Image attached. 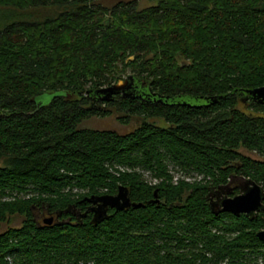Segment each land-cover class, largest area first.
Returning a JSON list of instances; mask_svg holds the SVG:
<instances>
[{"label":"trees","instance_id":"trees-1","mask_svg":"<svg viewBox=\"0 0 264 264\" xmlns=\"http://www.w3.org/2000/svg\"><path fill=\"white\" fill-rule=\"evenodd\" d=\"M107 1L0 0V264H264V215L210 201L235 178L264 195V104L243 93L264 85V0ZM129 77L150 95L95 94ZM111 116L138 124L80 128ZM119 186L142 207L68 221ZM41 205L62 220L37 227Z\"/></svg>","mask_w":264,"mask_h":264},{"label":"water","instance_id":"water-1","mask_svg":"<svg viewBox=\"0 0 264 264\" xmlns=\"http://www.w3.org/2000/svg\"><path fill=\"white\" fill-rule=\"evenodd\" d=\"M136 91V85H134L133 79L129 77L124 80L122 84H115L106 88L99 89L95 91V94L100 97L103 101H108L112 97L121 94L123 97L139 98L144 100L142 94H138ZM136 93V94H135ZM245 98H251L258 104H264V85L250 90L243 91ZM149 96L150 93L144 94ZM155 101V99H154ZM158 101H161L159 99ZM205 101H208L205 99ZM243 190L242 194L236 195L232 198H223L219 203L220 212L229 213L234 216H239L244 214L246 216H254L258 212H264L263 201V191L262 188L251 182L247 181V186ZM156 197V196H155ZM84 202H88L91 205H96L95 207V219L94 222H100L106 219L107 210L114 209L115 211H123L129 208H139L142 207L141 204H135L130 201L128 196V191L125 187L119 186L117 193L115 195H102V196H90L84 198ZM45 224H50L49 221H44ZM258 240L264 244V230L259 231L256 234Z\"/></svg>","mask_w":264,"mask_h":264},{"label":"rangeland","instance_id":"rangeland-1","mask_svg":"<svg viewBox=\"0 0 264 264\" xmlns=\"http://www.w3.org/2000/svg\"><path fill=\"white\" fill-rule=\"evenodd\" d=\"M129 1V0H127ZM108 3L111 2V0L107 1ZM138 9H145L150 6H154L156 4V1L154 0H136ZM55 9H39L37 10H31L30 12H26L25 14L30 15L32 18H42L46 15H52L55 13ZM122 81H119L118 84H122ZM62 95L61 93H52V94H43L39 97L35 98V103L37 105L42 104H48L54 96ZM176 103H186L188 105H198L203 104L204 101L196 100L195 98L191 97H180L175 99ZM147 122L150 124H153L155 126L161 127V128H167L168 125L164 122L162 118H151L147 119ZM138 124V121L135 119H132L129 121L127 125L121 124L114 116L107 117V118H92L88 121L83 122L80 125V128H89V129H97V130H113L118 133H125L129 130H132L136 125ZM251 158H256L257 156L255 154H247ZM2 165V161L0 160V166ZM176 178L180 176V174L174 175ZM22 222L21 217L14 216L10 219V223L7 225L8 227H18L20 226ZM6 228L5 225L2 226V229ZM258 264H261L260 262Z\"/></svg>","mask_w":264,"mask_h":264},{"label":"flooded vegetation","instance_id":"flooded-vegetation-1","mask_svg":"<svg viewBox=\"0 0 264 264\" xmlns=\"http://www.w3.org/2000/svg\"><path fill=\"white\" fill-rule=\"evenodd\" d=\"M233 186H235L234 188L238 189L237 194H233V190L230 189V187H233ZM246 187H249V185L247 186V181H245L243 179L235 178V179L231 180L229 182L228 186H225L224 188H221L220 190H218L217 193L213 196L214 199L210 200V201H212L214 209L216 211L220 212L219 211L220 210L219 203L221 202V200L223 198H225V197L226 198L227 197L232 198L236 195L242 194L243 190H245ZM84 204H86V206H85V209L83 211H81L80 208H73L72 209V211H73L72 217H70V219H68V221H71V219L72 220H76L77 218L86 219L89 217H91V219L94 221L95 216H96L95 215V208H96L95 206L96 205H91L88 202H84ZM262 204H263V201H262ZM261 213L264 215V212L260 211L256 215L251 216V217L248 216V217H250L251 219H254L257 217V215H259ZM60 215L61 214L58 212H51L49 210V208L47 206H44V205L33 208V221H34L35 225L37 227H40V228L51 227L53 225H56L59 220H62V219H60V217H61ZM241 215H244V214H241ZM239 216H235V217H239ZM244 216H246V215H244ZM44 221H49L50 224H45ZM262 230H264V217H263V228L260 231H262Z\"/></svg>","mask_w":264,"mask_h":264}]
</instances>
